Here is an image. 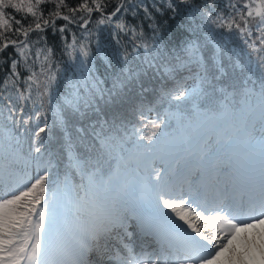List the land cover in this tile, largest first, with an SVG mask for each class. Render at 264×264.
<instances>
[{"label":"snow or ice","instance_id":"obj_1","mask_svg":"<svg viewBox=\"0 0 264 264\" xmlns=\"http://www.w3.org/2000/svg\"><path fill=\"white\" fill-rule=\"evenodd\" d=\"M216 2L0 0V264H264V0ZM149 3L173 19L185 6L189 36L179 47L157 41ZM140 11L151 42L125 20ZM49 31L59 34L58 55ZM97 57L114 69L111 87ZM149 72L163 84L129 114L128 93ZM238 74L255 104L241 110L235 135L166 133L173 109L215 120L197 100ZM53 129L65 153L55 173ZM145 202L154 212L136 210Z\"/></svg>","mask_w":264,"mask_h":264},{"label":"trees","instance_id":"obj_2","mask_svg":"<svg viewBox=\"0 0 264 264\" xmlns=\"http://www.w3.org/2000/svg\"><path fill=\"white\" fill-rule=\"evenodd\" d=\"M71 6H76L80 2V0H66ZM194 4H203L205 0H193ZM211 3V0H208ZM115 4H111L108 8V11H111ZM149 10L152 11L153 15L156 16L157 23L159 24L158 34L156 39L158 42H162L163 45H167L169 49L174 47H179L181 43L188 38L189 33L186 31V20L188 17V13L185 10V6H180V11L172 18L171 12H166L165 16L160 17L155 13V10L151 7V3L148 4ZM222 6V0H217L216 9L219 10ZM46 7L51 8L52 5H47ZM94 17L98 14L94 13ZM215 15V13H213ZM126 22L131 23L133 25L142 24L144 32L146 34V38L151 42V38L153 37V31L148 27L151 21L144 18L143 11H140L136 18H133L131 15L125 17ZM58 24L63 23V21H57ZM197 24L200 21L196 22ZM221 33L223 30H218ZM217 39H220L217 36ZM48 42L50 45H54L56 49L57 55L59 54L60 49V41L59 34L56 37H52L50 31L48 33ZM239 43L238 41L236 42ZM104 44L107 50V55L112 56L113 50L115 49V44L111 42L110 37L105 34ZM129 52L131 49H128ZM7 51H11L8 49ZM227 60V56L225 57ZM115 63V61H113ZM5 72L8 69V64L4 65ZM96 71L100 75L101 78H106L109 82L106 87H111V76L109 75L114 69L108 67V62L106 59H101L97 57L96 59ZM24 73H22L23 75ZM4 73H0V78H2ZM190 84L194 83L193 81H189ZM163 81L160 77L154 75L149 72L146 75H143L140 81L134 86L133 90L128 93L131 97L130 101H127L125 104V108L128 113L132 112V105L138 103L140 99H143L145 103L150 99H154L155 94L161 88ZM235 85L236 95H232V87L229 85ZM248 87H253L251 82L247 83ZM214 87L217 91H212L209 89V95L207 98H200L197 100V107L199 111L203 112L208 108H211L213 111L217 113L216 119L208 122L204 117L198 114L195 109H184L182 111L175 112V118L171 121V127L166 129V133L170 137H177V130L174 128L177 124L182 127H186L188 123H190L196 132H201L203 127H207L209 124L212 125L216 130L222 129H230L231 126L241 125V110L246 109L249 105H254L255 100H246L241 94L240 90L245 87L244 77L239 75L234 79H224L217 82ZM219 89H224L225 91L221 92ZM234 111L236 113L235 116H232L230 112ZM155 114V113H154ZM152 115L150 113L149 115ZM237 119L235 120V118ZM110 118V117H109ZM131 119V115H129ZM51 123V121H50ZM76 124V121H73ZM77 126H79L77 124ZM47 158L51 159L53 164L57 165V168L53 169V172H57L63 169L65 153H64V140L63 134L59 129H53L51 133H49V140L47 143Z\"/></svg>","mask_w":264,"mask_h":264},{"label":"rangeland","instance_id":"obj_3","mask_svg":"<svg viewBox=\"0 0 264 264\" xmlns=\"http://www.w3.org/2000/svg\"><path fill=\"white\" fill-rule=\"evenodd\" d=\"M153 114L154 113H152V115ZM174 128L178 132V135L176 137L177 139L182 138L184 136H188V135H191L194 141L198 140L200 137H207V136L213 137V140H215V138H216L215 132H211L214 129V128H212V125L211 124H209L207 127H203L204 131H202L201 133L196 132L195 131V128L190 123H188L186 127H182L179 124H177ZM254 135L257 136V137H259L261 135V133L259 131V127H257L255 129ZM213 151H221V156L223 157V155H224V151H222L220 149V146L219 145H216L215 143L213 144ZM140 175H142V173H133L132 174V178L133 179H138ZM149 205H151V206L153 205L154 208H155V204L154 203H152V202H145L143 205L137 207L136 210L139 212L141 209H143V208H145V207H147ZM163 211H165L166 214L170 215L169 213H167V210H163ZM201 223H203V221ZM211 230H210V232H211Z\"/></svg>","mask_w":264,"mask_h":264},{"label":"bare ground","instance_id":"obj_4","mask_svg":"<svg viewBox=\"0 0 264 264\" xmlns=\"http://www.w3.org/2000/svg\"><path fill=\"white\" fill-rule=\"evenodd\" d=\"M154 208L152 207V206H150L146 211H145V213H147V212H154Z\"/></svg>","mask_w":264,"mask_h":264}]
</instances>
